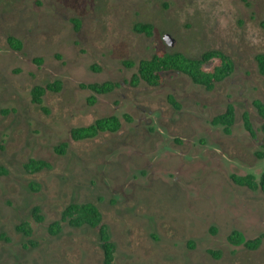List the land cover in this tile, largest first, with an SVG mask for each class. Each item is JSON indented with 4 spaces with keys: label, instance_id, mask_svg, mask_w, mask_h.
<instances>
[{
    "label": "rangeland",
    "instance_id": "1",
    "mask_svg": "<svg viewBox=\"0 0 264 264\" xmlns=\"http://www.w3.org/2000/svg\"><path fill=\"white\" fill-rule=\"evenodd\" d=\"M210 49L235 61L211 89L179 70L159 84L133 78L159 50ZM262 52L264 0H0V264H105L99 227L51 232L71 202L99 206L112 264H264ZM106 81L121 85H87ZM230 106L227 130L212 119ZM111 116L116 130L73 132ZM31 158L49 165L28 172ZM247 174L255 186L237 181ZM235 230L259 246L231 243Z\"/></svg>",
    "mask_w": 264,
    "mask_h": 264
},
{
    "label": "trees",
    "instance_id": "2",
    "mask_svg": "<svg viewBox=\"0 0 264 264\" xmlns=\"http://www.w3.org/2000/svg\"><path fill=\"white\" fill-rule=\"evenodd\" d=\"M136 29L138 31H145L148 34H152L153 25L151 23H137ZM12 39L18 42L15 45L16 48L22 47L21 40L11 37V40ZM257 61L261 73L264 74V52L257 55ZM234 69V59L221 49L207 50L199 57H192L181 51L168 52L159 50L151 58L142 59L139 62L138 70L133 78L136 81L145 80L151 84H159L164 79V72L179 70L188 74L194 82L211 89L218 81L229 76ZM87 85L97 92H107L113 88L114 83L106 81L103 83H89ZM59 87V81L49 83L46 86L36 85L32 89L33 100L41 103L42 96L47 89H55ZM255 104L264 119V101L258 99L255 101ZM234 116V108L233 106H230L224 113L215 117V122L225 124L227 130H229V126L234 121ZM245 122L247 127L251 128V121L247 113L245 114ZM119 126L120 119L118 117H103L97 119L91 125L76 127L73 132L77 137H85L92 136L99 130L103 129L116 130ZM262 127L264 129V122ZM48 165L49 163L44 159L31 158L25 163V168L28 172L35 173ZM6 172L7 169L0 166V174H5ZM237 181L241 184L245 183L251 187L256 185L252 174L241 175L237 178ZM259 186L264 189V172L260 177ZM39 209L40 208L37 207V220L42 218L41 214H38ZM62 221H67L74 226L88 224L94 227H99V235L105 254V264L113 263L116 246L111 238L107 224L103 222V214L97 204L93 202H71L64 208L61 219L56 220L51 224V232H59ZM19 229H21L27 236L33 234L32 226L28 221H24L20 224ZM213 231H216V229L214 228ZM229 240L233 244L244 245L251 249L258 247L261 242L260 237L248 238L239 230H235L229 236Z\"/></svg>",
    "mask_w": 264,
    "mask_h": 264
},
{
    "label": "flooded vegetation",
    "instance_id": "3",
    "mask_svg": "<svg viewBox=\"0 0 264 264\" xmlns=\"http://www.w3.org/2000/svg\"><path fill=\"white\" fill-rule=\"evenodd\" d=\"M131 81V80H130ZM112 83H114V86H113V88L111 89V90H109L108 92H112V91H114V90H116V87L117 86H120L121 84H120V82H116V81H111ZM95 91V90H94ZM97 92V91H96ZM98 93H100V92H98ZM216 117V116H215ZM215 117L212 119V122H214V123H216L215 122ZM250 132H252V129L250 130ZM244 233V232H243ZM245 234V233H244Z\"/></svg>",
    "mask_w": 264,
    "mask_h": 264
},
{
    "label": "water",
    "instance_id": "4",
    "mask_svg": "<svg viewBox=\"0 0 264 264\" xmlns=\"http://www.w3.org/2000/svg\"><path fill=\"white\" fill-rule=\"evenodd\" d=\"M167 37H168V39L171 41V39H170V35H168Z\"/></svg>",
    "mask_w": 264,
    "mask_h": 264
}]
</instances>
